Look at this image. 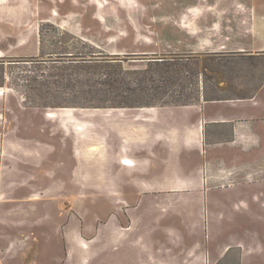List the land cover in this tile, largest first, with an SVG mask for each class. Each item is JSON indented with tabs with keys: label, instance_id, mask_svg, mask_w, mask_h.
<instances>
[{
	"label": "rangeland",
	"instance_id": "374dc122",
	"mask_svg": "<svg viewBox=\"0 0 264 264\" xmlns=\"http://www.w3.org/2000/svg\"><path fill=\"white\" fill-rule=\"evenodd\" d=\"M0 2V264H122L120 237L109 253L104 227L122 212L105 200L110 123L141 107L256 95L264 0ZM249 112L264 121V106ZM227 168L178 173L200 186L158 191L144 223L157 248L144 264H264V168ZM210 175L222 182L206 191ZM206 212L225 217L202 253Z\"/></svg>",
	"mask_w": 264,
	"mask_h": 264
},
{
	"label": "crops",
	"instance_id": "0c3cea01",
	"mask_svg": "<svg viewBox=\"0 0 264 264\" xmlns=\"http://www.w3.org/2000/svg\"><path fill=\"white\" fill-rule=\"evenodd\" d=\"M260 93H264V81L253 92L256 95L250 97L202 98L199 102L181 106L141 107L134 117L121 120L120 123H110L109 133L103 141L105 200L110 209L115 211L116 208L122 212L113 213L104 226L111 231L109 253L118 250L112 244L115 236L120 237L119 252L124 264H144V254L155 253L158 240L154 238V232L144 230V223L148 218L152 221L158 214L154 208L158 191L163 189L175 193L178 189L200 186L191 178L177 177L176 174L198 173L200 170L230 173L227 163H230V168L236 165L246 170V177L251 172L250 167H254V174L262 171L264 164L257 162L260 158L264 159V121H257L249 112L264 106V101L260 100L264 97ZM255 153L256 165L250 159L244 160L253 154L255 156ZM128 161L133 164H126ZM216 177L208 176L203 189H211L214 183L218 186L216 181L219 179L222 182V178ZM116 188L120 190L119 196L113 198L112 189ZM207 195L202 196L206 205ZM145 199H151V209L147 212ZM235 204L238 207L245 204L247 210L249 208L242 200ZM163 215L166 216L165 221L171 222L174 210L171 211L168 206ZM113 217L120 221L118 225L114 223ZM224 217V214L213 216L206 212V238L200 241L202 253V246H205L207 252L209 238H213L211 231L223 228L221 224ZM166 237L168 244L169 241L175 244V237L168 234ZM214 242L217 252L229 250L217 239ZM154 258L151 255V260Z\"/></svg>",
	"mask_w": 264,
	"mask_h": 264
},
{
	"label": "bare ground",
	"instance_id": "6f19581e",
	"mask_svg": "<svg viewBox=\"0 0 264 264\" xmlns=\"http://www.w3.org/2000/svg\"><path fill=\"white\" fill-rule=\"evenodd\" d=\"M126 164L132 165L133 163L131 161L126 162Z\"/></svg>",
	"mask_w": 264,
	"mask_h": 264
},
{
	"label": "trees",
	"instance_id": "16d2710c",
	"mask_svg": "<svg viewBox=\"0 0 264 264\" xmlns=\"http://www.w3.org/2000/svg\"><path fill=\"white\" fill-rule=\"evenodd\" d=\"M185 105V104H184Z\"/></svg>",
	"mask_w": 264,
	"mask_h": 264
}]
</instances>
